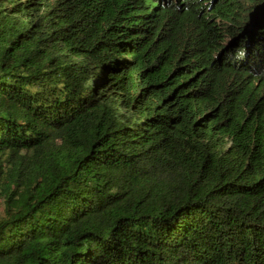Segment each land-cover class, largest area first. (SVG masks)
Masks as SVG:
<instances>
[{"label": "trees", "instance_id": "16d2710c", "mask_svg": "<svg viewBox=\"0 0 264 264\" xmlns=\"http://www.w3.org/2000/svg\"><path fill=\"white\" fill-rule=\"evenodd\" d=\"M0 264H264V0H0Z\"/></svg>", "mask_w": 264, "mask_h": 264}, {"label": "rangeland", "instance_id": "374dc122", "mask_svg": "<svg viewBox=\"0 0 264 264\" xmlns=\"http://www.w3.org/2000/svg\"><path fill=\"white\" fill-rule=\"evenodd\" d=\"M2 215H3V210H2V203L0 201V216H2Z\"/></svg>", "mask_w": 264, "mask_h": 264}]
</instances>
